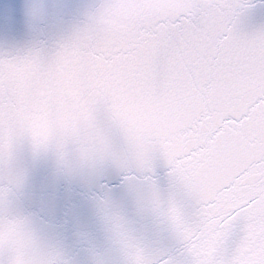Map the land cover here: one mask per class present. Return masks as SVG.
<instances>
[{
	"label": "snow or ice",
	"instance_id": "1",
	"mask_svg": "<svg viewBox=\"0 0 264 264\" xmlns=\"http://www.w3.org/2000/svg\"><path fill=\"white\" fill-rule=\"evenodd\" d=\"M0 264H264V0L9 5Z\"/></svg>",
	"mask_w": 264,
	"mask_h": 264
},
{
	"label": "water",
	"instance_id": "2",
	"mask_svg": "<svg viewBox=\"0 0 264 264\" xmlns=\"http://www.w3.org/2000/svg\"><path fill=\"white\" fill-rule=\"evenodd\" d=\"M15 2L16 0H0V14H2L9 5Z\"/></svg>",
	"mask_w": 264,
	"mask_h": 264
}]
</instances>
